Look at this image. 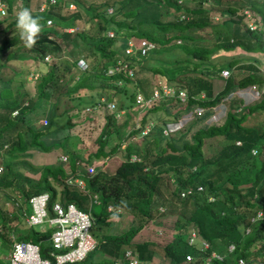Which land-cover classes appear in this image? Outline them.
<instances>
[{"label":"trees","instance_id":"obj_1","mask_svg":"<svg viewBox=\"0 0 264 264\" xmlns=\"http://www.w3.org/2000/svg\"><path fill=\"white\" fill-rule=\"evenodd\" d=\"M3 1L8 12L13 13L11 0ZM19 1L22 8L33 9L29 0ZM45 1V10H32L33 16L41 18L43 30L31 49L24 46L19 32L5 37L13 27L16 29V16L11 20L6 18L8 15L1 16L6 18L3 21V28H6L0 35L4 37V42H0V198L14 200L17 197L20 200L17 214L23 216V212L29 211L26 202L29 195L47 191L50 204L58 186L62 201H72L80 209L89 211L86 206L88 192L67 185L64 178L68 174L76 175L84 180L86 189L94 186L102 206L97 215L90 214L95 245L82 261L85 264H104L109 259L113 262L126 248L136 250L141 262L151 264L154 247H158L167 264H204L201 251L186 242L190 229L208 242L209 247L204 252L214 248L221 255V258L211 257L207 264H252L256 259L264 264V157L261 151H250L252 147L264 150V92L253 103L244 105L235 95L227 97L235 89L250 83L261 86L264 81V69L260 68V60H264V0H191V5L184 4L183 0H163L173 14L165 21L138 18L140 5L151 1L157 7L158 0L142 3V0ZM69 3H74V8L63 10ZM38 4L39 1L36 7ZM108 7L111 11H107ZM244 10L258 28H250L243 21ZM211 11L224 17L212 21L209 18ZM46 17H50L51 25L45 26ZM79 19L83 24L81 28L73 34L65 30ZM109 30L111 36L107 34ZM72 36H78L82 41L88 58L87 67L80 69L75 60L53 61L48 64L45 74L36 76L39 78L37 97L52 102L48 103L46 124L42 126L40 121L35 124V117H28L27 112L36 106L37 99H31L28 93L10 94V79L3 74L6 61L13 60L17 51L23 49L28 50L32 60H42L48 49L60 50L56 37L63 41ZM128 36L136 41L145 38L153 42L154 47L144 54H123L121 49ZM117 41L120 44L117 45ZM15 42H20V46L11 48ZM236 47L249 54L236 53ZM174 52L177 56L165 57ZM224 52L227 53L223 55ZM118 59L133 68L132 78L124 76L122 70L106 74L107 67ZM135 66L150 72L152 78L161 76L176 89L183 88L185 99L161 96L140 116L134 114L138 118L133 117L130 122L125 117L116 119L113 110L106 108V101L112 102L116 109L135 111L133 109L139 110L134 100L136 94L140 91L147 97L151 92L153 85L146 86V76L136 77ZM222 69L228 70L227 76L221 75ZM233 70L244 73L233 75ZM214 78L223 79L216 92L212 91ZM5 88L9 93L4 91ZM108 91L113 96L104 94L105 100L99 101L100 94ZM92 95L100 103L92 110L102 109L104 122L95 139V149L84 151L82 155L86 156L80 157L78 151L65 148L72 137L69 131L76 125L71 118L80 106L77 101L67 102ZM221 101L226 106L224 113L208 122L212 107ZM195 106H201L202 112L195 114L179 133L162 132L166 121L177 120ZM14 109L16 114L10 116ZM63 117L65 120L62 121ZM148 122L153 123L151 130L134 137ZM124 126L128 127L126 136L121 132ZM50 134L53 138L47 139ZM216 135L221 136L218 146L204 154V141ZM130 136L134 137L133 141H129ZM121 140L125 141L123 146ZM30 147L40 151L61 148L68 154L69 171H65L61 163L33 164L28 161L26 150ZM181 151L187 154V159ZM119 152L120 162L109 172L102 163ZM131 153L139 159L130 160ZM79 159V162L87 163L79 165L76 163ZM85 164H94V167L86 171ZM21 167L38 172L37 177L24 174ZM169 171L175 173L173 186L166 174ZM197 185L202 189L197 190ZM187 187L192 189L191 193L180 196L179 190ZM210 193L211 201L207 200ZM108 203L125 210L137 220L136 223L134 220L128 231L117 235L95 233L100 224L110 223L111 214L105 212ZM2 208L0 206V250L8 252L11 243L8 235L12 233L18 241L37 243L39 254L48 256L49 231L15 224L16 215L8 214ZM171 212L175 215L170 240L159 244L155 239L134 237L147 221ZM231 242L233 249L227 250L225 247ZM186 253H191L193 259L185 260ZM103 254L106 260L101 257ZM239 257L243 263L237 262Z\"/></svg>","mask_w":264,"mask_h":264},{"label":"rangeland","instance_id":"obj_2","mask_svg":"<svg viewBox=\"0 0 264 264\" xmlns=\"http://www.w3.org/2000/svg\"><path fill=\"white\" fill-rule=\"evenodd\" d=\"M38 1H42V0H29V6L31 5V7L33 8V9H31L32 13H33V11L35 12L36 4ZM137 2H140V0H137ZM142 2H144V0H142L141 3ZM183 3L191 5L192 1L191 0H183ZM74 5H75L74 3H72L71 6L68 4V6L66 8L65 7L63 8V10H69L70 11V10H72V8H74ZM11 7L14 10H16L17 8H22L20 6L19 0H11ZM138 8L140 9V13H139L138 18L145 19V20L152 19V18H158L161 21H165V20L172 18V16H173L172 12L168 9L167 4L165 2H163V0H158L157 7L153 6L151 1L150 2L146 1V3H143ZM107 11H111L110 7L107 8ZM244 11L246 12L245 13L246 15L243 17V21L246 22L247 25L250 26V28H258V25L254 24V22H252V19L248 16L247 10H244ZM14 17H15V15H12V11H9V14L6 18L11 20ZM222 17H224V16L219 14L216 11H211L209 14V18L212 21H220V19ZM6 18L5 17L2 18L0 16V35H2L1 33L4 32V30L6 28V26H5V28H3V25H5L3 23V21ZM14 20H16V18ZM14 23H16V22H14ZM82 25H83L82 21L79 19V21L75 22L74 25L69 26V27H65V30L69 31L70 33L73 34L75 31H77L79 28H81ZM63 30H64V28H63ZM109 31H111V30H109ZM16 32H18L17 28L15 29L13 27L12 30L10 31V34L5 36V37L7 38L11 34L16 35L15 34ZM202 33L205 34V32L201 31V34ZM3 38H4L3 36H0V42L2 41V43L4 42ZM56 39L60 42V50H51L50 51V49H48L47 50L48 53L45 54L48 56V58H44V56H43L42 60H39V61L36 59L32 60L30 58L31 54L25 48L26 51H24V49L17 51L18 53H16V55H17V57H19L18 59H17V57H15L12 54V56H14L15 58H12L13 60L6 61L7 65L4 67V73L3 74L5 77L10 79L9 90H10V92L12 91L10 94H12L14 96L17 93H28L31 95V99H34V100L37 99L36 100V106L27 112L28 117H35V119L33 121L35 124H37L38 121H40L42 123L43 119L47 120L46 116L42 113L44 110H46L48 113V110H49L48 103L52 102V101H49L50 99L47 100L44 97H40V98L37 97V90H38L37 84L39 82V78L37 79L36 76L45 74L47 69H48L47 68L48 64H51V62H53V61L59 63L62 61L75 60V63H76L78 58H82L84 60V63H85V61L87 63L86 59H88V58H86L87 55H85L86 51H85V48L83 47V45L81 43L82 41L79 39L78 36H72L69 38H65L63 41L59 40L58 37H56ZM121 41L123 42V39H121ZM117 42H118L117 45L120 44L119 41H117ZM20 44H21L20 42H15V44H13L11 46V48L15 47L16 45L20 46ZM237 52H241V53L245 52L246 54H249L248 52L241 50L238 47H236V53ZM225 53H227V52H224L223 55ZM174 55L177 56V53H175V52L169 53V54H166L165 57L171 59ZM22 57H24L23 61H21V60L18 61ZM260 61H261L260 68L264 69V60L261 59ZM134 69L136 70V72H135L136 77L141 79V78H145L144 76H146V80H145L147 82L146 86L148 84L151 86L155 85L161 79L165 80L161 76H156V77L152 78L151 77L152 74L150 72L144 71V70L141 71L136 66L134 67ZM231 72L233 73V75L235 73H238V72L244 73L243 70L242 71L233 70ZM240 75H242V74H239V76ZM222 84H223V79H218V78L212 79V85H213L212 91L216 92L222 86ZM243 90H247V89H243ZM255 90H257V93L254 90H247L250 93V95L252 96V98L250 97L249 99H246L247 101L243 97H241L240 95L235 94V93H233V94H235L237 97L241 98V100H242V101H240L241 105L250 104V103H253L254 100L257 99L258 94L260 92L264 91V88L261 89V86H258V84H257V85H255ZM4 91L9 93L8 89H6V88L4 89ZM140 93L142 95V92H140ZM104 94H106L108 96H113L111 91L101 93L100 96L104 97ZM227 95H229V93ZM100 96H99V98H100ZM95 99H96L95 95H92L91 97L84 96L83 99L77 98V100L75 98H73L72 102H70L71 100L68 101V99H66L68 101L67 102L68 104H70V103L72 104L73 102H76V101L78 104H80L78 109H75L76 113L71 118V121H74L76 123V125L73 126V128H75V129H71L69 131L70 136H72L70 138L71 144L77 148L79 153L95 149V147L97 145L95 142V139H96L97 135L99 134L100 129L102 127V124L104 122L103 110L98 109L96 111L95 110L93 111L90 108V104L94 103ZM115 100L116 101L118 100L117 96H116ZM25 102L26 101L24 100V103ZM87 102H89V103H87ZM85 107H88L92 111L86 110ZM146 109L147 108L144 109L142 107H139V110L133 109L136 111L135 112L129 108L128 109L124 108V112L121 113L119 116H117L116 119L117 118L121 119V118L125 117L130 122L133 117L138 118L137 116H140L142 114V112H144ZM222 109L224 110L223 102H220L215 107H213V114L208 118V122L213 121L214 118L219 116ZM88 114H92V115L89 117ZM134 114H136L137 116ZM84 116H86V117L84 118ZM86 119H87V121H86ZM61 120L62 121L65 120V117L61 118ZM82 120H84V121H82ZM78 122H83V123L81 125H79V124H77ZM43 125L44 124H42V126ZM193 128H195V127H193ZM127 130H128V127L124 126V128L121 131L123 133V136H126L125 133ZM180 131L181 130H179L175 133H172V135H176ZM136 134H138V135H136ZM139 135H143V133H141V132L135 133L134 137L139 136ZM121 137H122V135H121ZM134 137L130 136L128 138L129 141H133L132 138H134ZM48 138L52 139L53 135H51V134L48 135L47 139ZM220 141H221V136H219V135H216V136L210 138L208 141L205 140L204 144H203L204 154H208L211 151L215 150L216 147L218 146V142H220ZM72 142H74L75 144H73ZM68 143H69V139L67 140V144ZM120 143H121V146H123L125 141L121 140ZM34 154H36V152H34ZM82 154L83 153H80V157L86 156V155H82ZM180 154L185 156L187 159V154L185 152L181 151ZM120 158H121V154L119 152L118 154H116V156L113 155V156L108 157L105 161H103L102 165L105 166L106 169L110 172L114 169V167L118 164V162H120ZM30 159L34 163H38V161H39V158L35 155H33ZM79 161H81V160L80 159L76 160V162H79ZM83 163H87V162L85 161ZM64 165H66V163ZM21 170H22V172L32 176L33 178L37 177L38 172H31L30 170L26 169L25 167H21ZM26 172H28V173H26ZM161 174H162V172H161ZM166 174L169 176V179L171 181V186H173V182L175 180V173L172 171H169ZM223 186L225 187V186H227V184H224ZM57 188H58V186H57ZM9 194L14 195L11 191H9ZM15 201H17L18 203L20 202V200L17 197L15 198ZM27 205H28V203H27ZM8 206H10L11 209L8 207H4V209L3 208L2 209H3V211H6L9 214L12 213V214L16 215L14 220H13V223L27 227L28 224L25 222V220L23 218H21L22 216H19L20 215L19 213L17 214V210H15L17 208V206H15V205H8ZM86 206L89 207V209H90L89 211L88 210H86V211H88L90 214L97 215V213L101 210L102 204L91 202L88 199ZM28 207H29V205H28ZM159 208H162V206H159ZM258 214H259V211L256 212V216H258ZM174 215L175 214L173 212H171V214H169V215L166 214L163 217H159V218L147 221L144 224V226L139 231H137V234H135L134 237L138 240H142V239H146V238L155 239V241H157L159 244H164L165 242L170 240V238L172 236L171 227H172ZM134 220L136 223L137 220L134 219V217L131 218L130 214H128L125 210L120 209L119 217L116 216L115 218L113 217L111 219L108 218V222H110V223L109 224H100L98 229L94 230V232L98 233V234L99 233L102 234L103 232H106V233L111 234V235H117V234H120L122 232L128 231L132 227ZM42 226H44V225L43 224L32 225V227H34L36 229H39ZM11 227H12V223L8 224L9 230L11 229ZM8 236H10V238L14 237L12 235V233H9ZM231 243H228L227 244L228 246L226 245L225 248H227V249L230 248L231 245H229V244H231ZM43 245H44V242H43ZM46 245H47V243H46ZM201 253H202V258H201L202 261L204 262V264H207L210 261V259L208 258V255L203 250H201ZM5 255H6V253L2 252L0 250V264H4L3 256H5ZM117 256L118 257L115 258L113 261L121 259V254L120 255L118 254ZM101 257L103 259H105V254H103ZM107 257L110 258V256H107ZM114 257H116V256H112L111 258H114ZM162 257H163L162 253L158 250V247L157 248L154 247V256L152 258L151 264H167L162 259ZM104 264H113V262L109 259V260H106L104 262ZM138 264H145V263L139 261ZM252 264H261V263H259L256 259L252 262Z\"/></svg>","mask_w":264,"mask_h":264},{"label":"built area","instance_id":"obj_3","mask_svg":"<svg viewBox=\"0 0 264 264\" xmlns=\"http://www.w3.org/2000/svg\"><path fill=\"white\" fill-rule=\"evenodd\" d=\"M52 1L53 0H50V2ZM46 5L47 3L45 0L39 1L35 12L45 10L47 8ZM69 5L71 6L72 3H69ZM19 10L20 8H17L16 10L13 9L12 14H17ZM7 12V4L3 0H0V15H5L4 13L7 14ZM48 21H51V19L49 17H46L44 19L45 26L49 25L47 23ZM107 34L111 36L112 32L108 31ZM153 47L154 43L145 38H139L136 41L133 37L128 36L125 39L124 45L121 50L123 54H144ZM44 58H48V56L44 55ZM77 66L80 69H83L86 66V63H84V60L82 58H79L77 60ZM119 70H122L124 76L132 78L133 68L128 67L126 62H121L120 59L114 61L107 67L106 74H111ZM221 75L224 77L227 76L228 70L222 69ZM118 83H120V81H118ZM262 88H264V85L262 86ZM243 89L254 90L257 93V90H255V84H249ZM243 89H235L234 91L230 92L227 97H230L233 93H235L243 97L245 100L249 99L250 97L252 98L250 93L247 90ZM200 94L202 95L203 93L200 92ZM168 95H174L177 99L183 101L186 97V92L183 88L176 89L172 84L161 79L155 85L152 86L151 92L147 97H143L138 92L134 100L135 104L145 109L149 107L152 101L157 100V98L161 96ZM100 100L104 101L105 97L100 96L99 101ZM99 105L100 103L94 101V103L90 104V108L92 109L94 107H99ZM105 105L107 109L114 111L115 117L119 116L121 113L124 112V109H116L114 104L110 101H106ZM85 108L86 110H91L88 107ZM202 110L203 108L201 106H195L192 109L182 113L177 120L166 121L162 132L172 133V131L176 132L182 130L188 123L192 121L194 115L200 114ZM223 113L224 110L222 109L219 116H221ZM15 114L16 110L14 109L11 111V115L14 116ZM213 120H215V118ZM42 124H46V119L42 120ZM152 124L153 123L148 122L141 130V133L144 134L148 132L151 129ZM235 142L238 143V141ZM252 152H255V150L253 149ZM57 156L60 161L64 162L66 160V155L63 153H59ZM136 158V156L131 155L130 159L133 160ZM1 170L2 166L0 165V171ZM65 183L70 186L76 187L81 191L88 192V194L91 196L92 202L100 203L99 192L93 188H91L90 190L88 188L86 189L84 187V180L81 177L69 175L65 178ZM196 189L201 190L202 186L197 185ZM191 191V188H182L181 190H179V195L185 196L187 194H190ZM55 196L56 197L51 201V203L48 204L49 193L47 191H40L29 195L26 200L29 205V211L27 213L23 212L22 216L28 226L43 224L44 226L40 228V231H49L48 256H41L39 254V247L37 243L28 240L18 241L14 237H12L10 238L11 243L9 250L6 255L3 256L4 264H85L82 263V261L84 260L87 253L94 247L95 243L93 236L90 232L91 217L89 213L77 207L72 201H61L59 197L60 194L58 188L57 192L55 193ZM207 200H213V196L211 193L207 195ZM0 202L1 206H3V209L4 207L10 208V206L8 205L19 206V203L15 201V199L13 200L12 198H9V200L5 198H0ZM106 209L111 210L112 204H106ZM186 242L188 245L193 244L195 246V249H198L199 251L208 249L209 247L208 242L198 236L196 232L191 229L187 234ZM229 245H231V247L226 249H233V243ZM206 254L208 255L209 259L211 257L221 258V255L217 253L214 248L208 250V253ZM191 259H193V255L191 253H186L185 260ZM237 261L238 263H243V259L241 257L237 258ZM113 263L138 264L137 254L136 252H133L131 249L127 248L123 251V257L120 260H115Z\"/></svg>","mask_w":264,"mask_h":264},{"label":"clouds","instance_id":"obj_4","mask_svg":"<svg viewBox=\"0 0 264 264\" xmlns=\"http://www.w3.org/2000/svg\"><path fill=\"white\" fill-rule=\"evenodd\" d=\"M12 8V7H11ZM13 9V8H12ZM11 9V10H12ZM5 15H2V16H6V15H8L9 14V12L6 14V13H4ZM1 16V15H0ZM16 16V28H17V30H18V32H19V36H20V39H21V41L23 42V44H24V46L26 47V48H29V49H31V48H33L35 45H36V42H37V39H38V37H39V35L41 34V32H42V30H43V25H42V23H41V18L40 17H36V16H33V14H32V12L28 9V8H20V10L18 11V13H17V15H15ZM49 25H51V23H52V21H48L47 22ZM79 59V58H78ZM85 63H86V61H85ZM76 65H77V62H76ZM87 67V63H86V66L84 67V68H86ZM83 68V69H84ZM250 84H255V85H257L258 83H250ZM249 85V84H248ZM248 85H246V86H248ZM264 85V81H263V83L261 84V88H262V86ZM246 86H243V87H241V89H243L244 87H246ZM239 89V88H238ZM234 91V90H233ZM232 92V91H231ZM262 92H264V91H262ZM230 93V92H229ZM261 93V92H260ZM259 93V94H260ZM259 94H258V96H259ZM231 96H234L233 94L231 95ZM236 96V95H235ZM105 97V96H104ZM258 98V97H257ZM242 101V100H241ZM223 102V101H222ZM224 103V102H223ZM225 104V103H224ZM225 108H226V106H225ZM225 110V109H224ZM114 112V111H113ZM45 125V124H44ZM143 128H141L140 130H139V132H141V130H142ZM151 130V129H150ZM173 132V131H172ZM138 135V134H137ZM237 141V140H236ZM236 143V142H235ZM237 144V143H236ZM255 150V152H252V150ZM250 151L252 152V153H258V151H261V155L264 157V150H262L261 148H257V147H252L251 149H250ZM131 155H134L135 156V154H133V153H131L130 154V156H129V159L131 158ZM137 159H139L138 157L136 158V159H133V160H137ZM130 160H132V159H130ZM67 161H68V158H67V156H66V160L63 162V161H61V164L63 165V167H64V169H65V171H69L68 170V163H67ZM66 163V165H64ZM76 163H78L79 165H84V163H81V162H76ZM48 164H52V163H48ZM85 167H86V171H90V169H92L93 167H94V164H89V165H86L85 164ZM69 175H72V174H68L67 176H69ZM66 176V177H67ZM74 176H76V175H74ZM65 177V178H66ZM65 178H64V181H65ZM68 185V184H67ZM93 189H94V186H93ZM89 197L91 198V196L89 195ZM90 201H91V199H90ZM92 202V201H91ZM98 204H101V202L100 203H98ZM87 213H89L88 211H86ZM105 212L106 213H110L111 215V217L109 218V219H111V218H115L116 216H118L119 217V214H120V209L118 208V207H114L113 205H112V209L111 210H107L106 209V206H105ZM89 215H90V213H89ZM90 217H91V215H90ZM90 232H91V235L93 236V233H92V217H91V228H90ZM93 239H94V241H95V238H94V236H93ZM38 245V244H37ZM94 245H95V243H94ZM39 247V246H38ZM127 249V248H126ZM129 249H131L133 252H136V254H137V260H138V262L140 261L141 262V259H139V256H138V253H137V251L136 250H134V249H132V248H129ZM123 257V252H122V254H121V258ZM114 262V261H113ZM114 264V263H113Z\"/></svg>","mask_w":264,"mask_h":264},{"label":"crops","instance_id":"obj_5","mask_svg":"<svg viewBox=\"0 0 264 264\" xmlns=\"http://www.w3.org/2000/svg\"><path fill=\"white\" fill-rule=\"evenodd\" d=\"M49 111V110H48ZM92 111V110H91ZM37 113V112H36ZM45 116L47 115V111L44 110L43 113ZM10 116H13L11 115V112H10ZM47 122V120H46ZM42 125V123H41ZM49 139V138H48ZM73 141V140H72ZM73 144H75L74 142H72ZM66 149H68V151H78L77 148L71 144V140H69V143H68V146L66 147ZM27 152V160L32 162V160L30 159L33 155L37 156L39 158V161L38 163H34L32 162L33 164H44V163H52V164H57V163H61V161L58 159V154L59 153H63L67 156L68 158V154H66V152H64L63 150H61V148H53L52 150L50 151H40L38 150L36 147H30L26 150ZM34 152H36V154H34ZM80 153H83L84 152H80ZM80 153L78 152L79 156H80ZM116 156V155H115ZM57 159V160H56ZM45 160V161H44ZM68 163V161H67ZM69 170V168H68ZM68 172V171H67ZM27 173V172H26ZM25 174V173H24ZM28 175V174H27ZM30 176V175H29ZM32 177V176H31ZM90 190V188H88ZM56 190H57V187H56ZM58 190H59V187H58ZM56 197V196H55ZM60 197V196H59ZM89 200L91 199L89 196H88ZM61 200V199H60ZM62 201V200H61ZM15 210H18V208H16Z\"/></svg>","mask_w":264,"mask_h":264}]
</instances>
